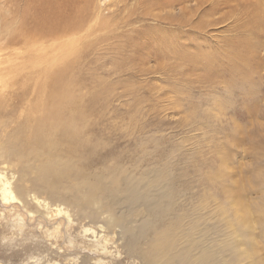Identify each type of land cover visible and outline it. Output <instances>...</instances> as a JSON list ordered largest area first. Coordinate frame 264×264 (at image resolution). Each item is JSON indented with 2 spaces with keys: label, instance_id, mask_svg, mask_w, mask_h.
Segmentation results:
<instances>
[{
  "label": "rangeland",
  "instance_id": "1",
  "mask_svg": "<svg viewBox=\"0 0 264 264\" xmlns=\"http://www.w3.org/2000/svg\"><path fill=\"white\" fill-rule=\"evenodd\" d=\"M0 8L7 22L15 17L13 0ZM75 8L70 26L68 15L45 25L55 37L33 46L0 39L9 136L38 128L21 125L31 96H17L41 82L32 90L78 138L59 151L73 191L34 181L33 162L0 156L11 191L0 195V264H132L96 254L83 231L101 225L108 242L117 240L116 218L145 203L134 221L149 222L140 236L176 226L169 237L187 250V264H203L206 253L205 264H264V0H78Z\"/></svg>",
  "mask_w": 264,
  "mask_h": 264
},
{
  "label": "bare ground",
  "instance_id": "2",
  "mask_svg": "<svg viewBox=\"0 0 264 264\" xmlns=\"http://www.w3.org/2000/svg\"><path fill=\"white\" fill-rule=\"evenodd\" d=\"M65 1H69V4L63 7ZM13 2L16 14L15 17L9 20L10 22L6 21L9 12L6 9L0 8V39H4L5 45L7 46H33L40 40L44 41L55 37L56 31L49 34L50 30L44 28L46 24L61 20L65 15H68L70 19L65 23V26H70V23L74 22L77 16L75 6L78 0H13ZM64 31L65 30L62 29V32ZM41 79L43 78H39L37 81ZM39 84H42L43 87L45 86V84L41 82L36 83L33 87L28 84L29 86L22 87L21 93L17 96L19 99H25L31 96L29 103H26L28 110H25L23 114L20 115L23 120L21 125L29 126L33 124V127L38 125V128L32 132L26 131L19 140L16 141L9 136L12 124H7L3 120L0 121V128H3V131L0 132V156H6L7 158L9 155H13L14 157L16 156L18 160L22 162L25 161V164L33 162V164H31L30 174H36L35 177L31 175L34 181H40V183L46 185V187L48 186L53 191H58L59 189L73 191L78 188V184H76L77 181L68 178V172L64 174L69 163L62 158L63 153L59 151L62 149L68 150L70 146L78 141L77 136L75 137L76 131L73 127L66 130V128H64L65 124L61 113L42 101L41 91L35 92L32 90ZM61 95L62 91L58 94L52 92L50 93V98L58 99ZM51 104L53 105V103ZM3 113H10V111L7 112L4 110L3 106H0V115ZM64 116L68 124L76 119V115L72 111ZM10 118L11 117H8L7 121L10 122ZM48 125H54L57 128L52 129L50 134H48L42 129ZM35 136H37V142L34 139ZM33 151L36 152L34 156L30 154ZM39 152H41L40 156L38 154ZM87 177L86 173H81V185L86 186ZM2 180H4L3 177L2 179L0 178V195L6 200L9 199L11 191H9V182L7 180ZM121 188L119 191L122 194L129 195L130 189L132 188V181L129 180L128 186L123 185ZM109 190L107 189L106 192L111 194L113 189L109 188ZM53 191H51V193ZM31 200L36 202L40 207H46L47 205V202L43 200V198L40 200L37 195L31 196ZM145 204L146 207L150 205L149 203ZM113 206L107 207V209L110 210ZM145 206L143 205L141 209L142 212L133 211L131 214L127 213L126 216L123 215L127 211V206L125 204L117 206V211L120 212L119 215L123 217L116 218L117 225L114 227L113 232L116 233L117 240H113L112 242H108L107 239L104 238V227L101 225L95 226L92 230L85 229L83 233L88 241L95 242L98 247H96L97 249L95 250L97 252L96 254L107 256L111 259L131 256L130 258L133 259L132 264H187V256L189 257L187 250H176V241L169 237L170 231L175 232L177 230L176 226L170 225L169 228L165 229L166 231L161 228L153 229L154 235L149 239L150 241L140 236L141 230L145 233L148 232L149 222L146 221L140 226L139 223L136 224L134 221L139 218L140 214L144 213ZM131 207H133V205H131ZM103 216L106 218V215ZM178 225L180 224L178 223ZM108 244H110V249ZM209 255L210 254L206 253L200 256V260H204L203 264L208 262L207 259ZM196 263L201 264V262L198 261H196ZM91 264H106V261L97 258L92 259Z\"/></svg>",
  "mask_w": 264,
  "mask_h": 264
}]
</instances>
